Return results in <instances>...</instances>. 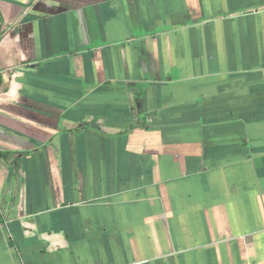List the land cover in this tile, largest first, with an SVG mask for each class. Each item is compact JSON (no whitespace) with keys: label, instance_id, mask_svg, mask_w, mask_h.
<instances>
[{"label":"crops","instance_id":"1","mask_svg":"<svg viewBox=\"0 0 264 264\" xmlns=\"http://www.w3.org/2000/svg\"><path fill=\"white\" fill-rule=\"evenodd\" d=\"M0 264H264V0H0Z\"/></svg>","mask_w":264,"mask_h":264}]
</instances>
